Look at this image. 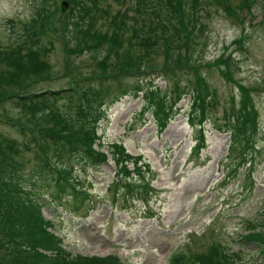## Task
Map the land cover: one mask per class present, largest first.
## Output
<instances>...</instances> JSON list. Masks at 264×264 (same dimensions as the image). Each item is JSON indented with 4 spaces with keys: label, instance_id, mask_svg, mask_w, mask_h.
<instances>
[{
    "label": "rangeland",
    "instance_id": "obj_1",
    "mask_svg": "<svg viewBox=\"0 0 264 264\" xmlns=\"http://www.w3.org/2000/svg\"><path fill=\"white\" fill-rule=\"evenodd\" d=\"M134 3L93 0L85 10L76 0H53L59 11L45 24L36 17V0H0V47L15 57L0 63V166L24 173L37 167L41 155L57 147L50 138L63 132L62 113H68L80 129L76 133L91 134L96 148L107 155L98 167L63 169L66 180L96 199V209L86 216L50 202L57 188H49L48 180L40 188L43 212L72 253L69 262L115 254V262L122 264H173L178 255L221 244L246 256L245 264H264L257 247L241 242L250 224L262 218L264 205V0L202 5L188 21L187 35L178 29L171 45L154 44L135 32L149 25L141 23L143 15ZM21 25L39 30L40 44L34 49L18 44ZM165 52L184 62L170 67ZM181 65L187 70L174 76L172 68ZM137 67L171 71L156 70L146 77L155 85L147 90L148 97L133 93L82 113L80 106L72 111L62 99L44 105L10 97L69 89L84 80L86 89L134 84L138 78L129 72ZM177 80L187 93L181 94L166 122L158 121L150 93L167 87L170 93ZM205 82L208 118L202 125L199 120L193 124V95L198 86L205 90ZM244 106L253 109L256 136L246 149L251 160L246 163L231 150L224 118ZM53 113L56 120L49 116ZM116 145L130 158L119 163ZM126 165L127 175L119 171ZM122 179L128 187L115 184ZM77 197L81 202L83 196ZM0 264H11L1 244Z\"/></svg>",
    "mask_w": 264,
    "mask_h": 264
},
{
    "label": "trees",
    "instance_id": "obj_2",
    "mask_svg": "<svg viewBox=\"0 0 264 264\" xmlns=\"http://www.w3.org/2000/svg\"><path fill=\"white\" fill-rule=\"evenodd\" d=\"M87 1L93 0H76V6L88 10ZM134 1L135 10L143 15L142 20H140L141 23L145 22L149 25L147 30L138 32V29H135V32L139 36L145 37L147 41L155 42L154 44L165 43L171 45L178 29L181 31V28H184L181 32L187 35V26L191 25H189L188 21L194 20L198 8L215 0H191V2L187 0ZM36 3V17L42 23L48 24L56 12L59 11V9H55L57 4L54 5L53 0H36ZM18 31L17 41L21 46L24 45L34 49L40 44L41 35L35 26L21 25ZM165 53L170 67L178 66L184 62L183 57L176 58L173 57V53L170 55L167 52ZM7 57L12 62L15 60L13 55L8 54L6 50L0 47V63L4 62ZM182 65L179 68H172L174 76L182 70H187ZM170 67L151 68L147 71L137 67L134 72H129V76L138 78L134 84L125 82V84H117L114 87L113 85L110 87L103 85L90 86L89 89H86L87 84H85L84 80L77 82V85L73 84L74 87L69 89L46 90L42 93L27 91L16 95L17 99H13L15 96L12 97V95L10 97L12 100L25 101V103L35 101L38 103L39 101L44 105L62 99L67 101L66 107L72 111L75 110L76 106H80L81 113L86 109H93V107L99 110L97 107L105 104V102L112 103L123 96L133 93L135 96L144 94L145 97H148L147 90L152 89L151 86L155 85L151 81L147 82L146 77L156 70L164 74L169 70L167 74H170ZM98 78L105 77L101 76ZM199 78L200 76L196 81L197 84L200 80ZM103 83L104 81L100 82V85ZM169 87L170 93L167 90L168 87L166 90H152L150 93L153 98L152 105L155 109L153 111H155L158 121L163 119L166 122L167 118L170 117V111L180 101L181 94L187 93L186 85H183L179 80L176 81L175 85L172 83ZM202 87L205 90H201L200 86L197 87V93L195 92L193 95V105L189 111V119L193 124L195 120H199L198 123L202 125L208 118L209 107L207 98L209 96L207 95V83L205 82ZM153 88L156 89L157 87ZM176 96L179 97L178 100L173 101ZM2 98H5V95ZM59 111L61 112V110ZM162 113L166 116L162 117ZM62 115L66 118L63 132L50 138L57 147L51 154L39 156L40 163L37 167L28 173H24L20 169L10 170L5 166H0V244L5 248L11 264H122L118 261L115 262V254L103 257L96 255L93 257L83 256L80 261L69 262L68 257L72 253L64 247L62 240L52 229L54 222L46 217L43 212V203L40 199L43 195L40 194V188L43 187V181L48 180L49 188H57L56 192L50 193V202H59L64 209L72 206L73 212L80 215L84 211V216L88 215L96 208L95 200L92 199L85 188L78 189L74 183L66 180L63 169H73L74 166L79 164L98 167L107 160L106 153L98 150L94 145L92 135L89 133L78 135L76 132L80 129L74 127L73 121L70 122L69 114L63 112ZM70 115L72 114L70 113ZM95 115H97L96 110H94ZM49 116L53 117L52 120L57 118L55 113H53V116L51 114ZM224 118L228 126L226 131H229L231 135L232 152L237 154L241 160L239 162H242V159L245 163L250 162L251 160L247 158V151L251 148L256 138L254 136L253 109L250 106L237 107L234 111L226 112ZM116 148L117 152L114 153V156L115 158L117 157L119 163L121 158L129 157L125 149L119 148L117 145ZM119 171L127 175L129 172L128 166H125V170L121 167ZM115 184L128 187L130 183H125L122 179L115 181ZM29 186H32V188ZM138 186H140L139 188H144L142 184ZM79 195L83 196L81 202L77 197ZM84 200L85 202L83 203ZM87 203H89V207L86 213L84 207ZM247 229H249V232L241 236V240L243 239L241 242L247 245H254L258 248V253L264 257V205L262 218L257 220L256 223H251ZM245 258L246 256L239 252H229L223 245L216 244L201 253L189 256L178 255L173 259V264H245Z\"/></svg>",
    "mask_w": 264,
    "mask_h": 264
},
{
    "label": "water",
    "instance_id": "obj_3",
    "mask_svg": "<svg viewBox=\"0 0 264 264\" xmlns=\"http://www.w3.org/2000/svg\"><path fill=\"white\" fill-rule=\"evenodd\" d=\"M63 4L67 5L65 2H63Z\"/></svg>",
    "mask_w": 264,
    "mask_h": 264
}]
</instances>
